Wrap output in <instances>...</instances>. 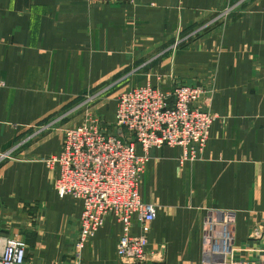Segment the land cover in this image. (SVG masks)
<instances>
[{
  "label": "crops",
  "instance_id": "obj_1",
  "mask_svg": "<svg viewBox=\"0 0 264 264\" xmlns=\"http://www.w3.org/2000/svg\"><path fill=\"white\" fill-rule=\"evenodd\" d=\"M176 84L201 86L198 107L216 119L199 160L180 164L168 146L148 153L141 197L155 205L145 235L154 260L144 264H205L206 219L217 228L224 216L237 255L257 262L264 0H0V235L26 244L25 264H124L113 216L75 249L83 204L58 196L59 168L47 162L66 130L112 125L120 94Z\"/></svg>",
  "mask_w": 264,
  "mask_h": 264
},
{
  "label": "built area",
  "instance_id": "obj_2",
  "mask_svg": "<svg viewBox=\"0 0 264 264\" xmlns=\"http://www.w3.org/2000/svg\"><path fill=\"white\" fill-rule=\"evenodd\" d=\"M203 94L201 86L185 84L169 91L138 87L119 95L112 125L95 119L64 132L61 152L47 164L59 168L53 185L58 196L82 201L77 251L113 216L123 225L118 259L124 264L154 260L145 235L154 220L155 205L141 197L148 153L168 146L180 150V164L200 159L216 119L215 114L199 109ZM225 220L224 216L216 228L212 218L206 219L205 264H264V258L254 262L237 255ZM135 222L139 233L131 235ZM26 256L24 242L0 235V264H25Z\"/></svg>",
  "mask_w": 264,
  "mask_h": 264
},
{
  "label": "rangeland",
  "instance_id": "obj_3",
  "mask_svg": "<svg viewBox=\"0 0 264 264\" xmlns=\"http://www.w3.org/2000/svg\"><path fill=\"white\" fill-rule=\"evenodd\" d=\"M232 9H233L232 7H230L229 5H226V6L220 11V13H219V17L223 20L222 17H224L225 15H228V14L231 12ZM227 11H228V12H227Z\"/></svg>",
  "mask_w": 264,
  "mask_h": 264
}]
</instances>
